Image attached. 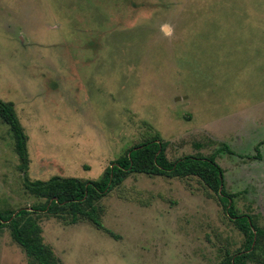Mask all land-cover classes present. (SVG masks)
<instances>
[{"label":"rangeland","instance_id":"1","mask_svg":"<svg viewBox=\"0 0 264 264\" xmlns=\"http://www.w3.org/2000/svg\"><path fill=\"white\" fill-rule=\"evenodd\" d=\"M0 98L28 136L30 180L97 179L158 133L170 160L214 154L264 226V0H0ZM17 165L0 119V210L42 200ZM99 204L104 229L41 214L64 264H217L242 242L195 176L131 174ZM0 264H28L8 228Z\"/></svg>","mask_w":264,"mask_h":264},{"label":"trees","instance_id":"2","mask_svg":"<svg viewBox=\"0 0 264 264\" xmlns=\"http://www.w3.org/2000/svg\"><path fill=\"white\" fill-rule=\"evenodd\" d=\"M0 119L10 130L24 189L42 199L30 207L0 210V229L8 228L11 238L23 249L28 264H64L44 241L41 214L69 223L87 220L94 227L104 229L99 201L119 190L129 175L137 173L169 178L197 177L242 235L238 248H222L217 264H264V226L259 224L257 215L238 211L236 194L226 190L224 170L214 154L197 152L170 160L166 155L167 141L156 133L128 147L97 179L54 175L47 180H30L28 136L12 101L0 98ZM221 149L229 150L227 145Z\"/></svg>","mask_w":264,"mask_h":264}]
</instances>
